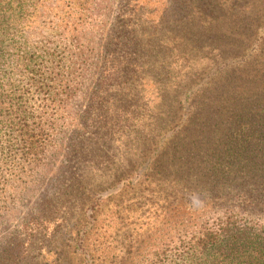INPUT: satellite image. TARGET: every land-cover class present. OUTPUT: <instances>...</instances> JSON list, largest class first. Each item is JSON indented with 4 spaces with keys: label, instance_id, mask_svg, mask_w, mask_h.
Returning a JSON list of instances; mask_svg holds the SVG:
<instances>
[{
    "label": "rangeland",
    "instance_id": "rangeland-1",
    "mask_svg": "<svg viewBox=\"0 0 264 264\" xmlns=\"http://www.w3.org/2000/svg\"><path fill=\"white\" fill-rule=\"evenodd\" d=\"M50 3L51 12L38 11L7 48L5 85L25 87L24 64L34 54L48 72L54 68L52 79L63 74L67 91L40 162L32 171L0 172V264H65L56 260L61 253L78 261L123 255L141 240L139 252L150 253L153 239L176 241L220 208L242 205L238 196L226 203L208 197L237 187H220L232 175L245 179L244 204L252 200L246 178L253 176L250 161L255 174L264 167V136L242 115L236 120L239 110L220 81L234 69L249 75L246 62L258 54L253 44L264 43V21L242 32L240 21L230 25L231 15L215 11L204 27L200 0ZM167 169L188 180L165 181ZM82 175L89 181L76 192L72 182ZM59 194L75 195L73 213L51 210ZM69 236L86 238L83 251Z\"/></svg>",
    "mask_w": 264,
    "mask_h": 264
},
{
    "label": "trees",
    "instance_id": "trees-1",
    "mask_svg": "<svg viewBox=\"0 0 264 264\" xmlns=\"http://www.w3.org/2000/svg\"><path fill=\"white\" fill-rule=\"evenodd\" d=\"M50 1L52 0H0V172L2 174L4 172L7 174L16 167L32 171L40 162L42 153L49 143L50 132L58 120L60 106L63 104L60 95L67 91L63 74L59 72L52 79L54 68L51 67L48 72L44 61L42 60L44 64L42 61L39 62L34 54H31L24 64L29 73L25 87L19 86V83L5 85L8 44H18V36L23 31V27L30 28L34 24L35 14L38 11L51 12L53 8ZM75 5L78 4L69 5L68 8L75 9ZM84 7L82 5L77 8ZM186 11L189 12L187 9ZM215 11L225 16L231 15L230 25L240 21L242 32L255 31L264 21V0H200L199 17L202 18L200 19L202 26H208L206 16ZM44 26L51 28L52 22L48 21ZM251 36L244 35L243 40L247 37L250 39ZM230 40L236 42L235 39ZM254 41L257 43V40ZM243 45L246 44H231L233 47ZM253 45L258 54L253 57L252 62H246L251 65L249 75L246 73L242 75V70L234 69L220 82L228 85L231 105L233 109L239 110L236 120L242 115L241 122L253 125L252 131L264 136V43ZM170 67H176L175 62H172ZM257 161L259 162V158ZM164 163L168 164L169 169L176 166V164L171 165L170 161ZM249 164L253 176L246 179L253 183L252 191L255 194L250 196L252 200L244 204L246 201L244 194L240 197L242 194L240 188L245 182L244 177L237 179L232 175L230 178L219 180L222 183L220 187L224 188L226 185L237 187L231 192L215 189L208 197L226 203L238 196L242 200V205L220 208L212 216L203 219L196 230L188 236L163 244L159 243L160 239H153L151 241L153 251L147 254L139 252L144 240L139 243L136 240L137 245L131 242L127 244L128 250L123 255L91 254L82 256L78 261L73 254L70 256L61 253L56 260L65 264H264V220L260 216L264 214V167H260L259 173L255 174V160L250 161ZM209 166L207 164L205 167ZM215 166L218 168L217 165ZM169 169L163 172L171 176H163L165 181L188 180V175H183V172L177 171L178 174L174 176ZM210 173L212 169L204 175ZM88 181V176L82 175L78 180H73L71 187L76 192L85 191ZM212 182L214 183L215 180ZM74 198L75 195L71 199ZM56 200L51 210L56 212L55 207L59 206L64 210L62 214L73 213L70 200L62 198V194H59ZM253 209H259L260 212L255 214L260 215L256 216L252 213ZM153 229L158 231L157 227ZM59 232L56 231L53 236H61ZM69 238L64 239L74 240L76 250L83 251V243L86 239L84 236L75 238L69 236ZM54 242L55 239L52 243Z\"/></svg>",
    "mask_w": 264,
    "mask_h": 264
}]
</instances>
